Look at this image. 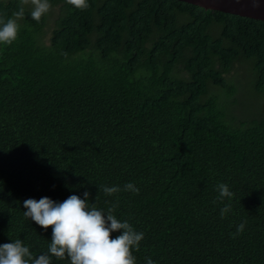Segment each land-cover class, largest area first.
<instances>
[{"label":"trees","instance_id":"1","mask_svg":"<svg viewBox=\"0 0 264 264\" xmlns=\"http://www.w3.org/2000/svg\"><path fill=\"white\" fill-rule=\"evenodd\" d=\"M87 2L50 0L48 43L46 15L25 5L17 39L0 44V244L47 252L52 228L23 201L87 190L144 233L135 264H264V21L183 0ZM20 3L0 0V16ZM235 63L249 85L228 78Z\"/></svg>","mask_w":264,"mask_h":264},{"label":"clouds","instance_id":"2","mask_svg":"<svg viewBox=\"0 0 264 264\" xmlns=\"http://www.w3.org/2000/svg\"><path fill=\"white\" fill-rule=\"evenodd\" d=\"M66 3L81 10L89 7L87 0H66ZM25 5H31L30 15L37 22L52 7L50 0H21L13 18L0 16V44L8 45L17 39L18 21L25 15ZM123 190L139 193V188L131 182L125 184ZM217 190L220 199L230 200L234 196L225 183L217 185ZM103 191L106 195H113L121 188L104 186ZM83 197L73 194L63 202L47 196L24 200V216L45 230L52 228L51 243L47 252L38 256L20 239L0 244V264H52L53 257L58 260L68 258L71 264H135L133 250H139L144 233L135 231L128 221L117 219L113 213L118 205L105 211L90 203L87 190ZM230 210L231 204H226L221 208L220 216L223 218ZM245 224L246 221L240 223L233 235L241 234ZM120 230L121 234L112 238L111 234ZM146 264L155 262L149 257Z\"/></svg>","mask_w":264,"mask_h":264},{"label":"water","instance_id":"3","mask_svg":"<svg viewBox=\"0 0 264 264\" xmlns=\"http://www.w3.org/2000/svg\"><path fill=\"white\" fill-rule=\"evenodd\" d=\"M204 9L264 21V0H183Z\"/></svg>","mask_w":264,"mask_h":264},{"label":"rangeland","instance_id":"4","mask_svg":"<svg viewBox=\"0 0 264 264\" xmlns=\"http://www.w3.org/2000/svg\"><path fill=\"white\" fill-rule=\"evenodd\" d=\"M58 11V7H54L50 9V11L45 14L46 15V18H47V24L46 26L44 27L46 32H47V35L45 36V39L44 41L46 43H48V39L50 38V35H51V31L53 30V26H54V20L56 18V13ZM229 76L228 78H233L235 80L236 83H238V85L242 86L243 83L244 84H248L249 85V78L247 77V72L244 71L243 72V66H241L239 63H235L231 72L227 75ZM238 79H239V82H238ZM244 92H246L244 89H240L239 92H237V97L239 98V100L241 98H243V95H244ZM250 98L246 100V102L248 103L247 104V111L246 113L250 114L251 111H250V106L253 107V112L252 114H255L257 111L256 109V105H258V97L256 94L252 93V95H248ZM225 97V95H224ZM241 107H239L238 109H240ZM242 109V108H241ZM261 109H264V107H262ZM238 111H242V110H238Z\"/></svg>","mask_w":264,"mask_h":264}]
</instances>
